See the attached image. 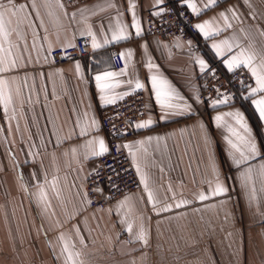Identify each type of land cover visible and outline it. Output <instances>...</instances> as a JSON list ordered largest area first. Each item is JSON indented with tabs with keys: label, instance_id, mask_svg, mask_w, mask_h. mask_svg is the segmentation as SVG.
I'll return each mask as SVG.
<instances>
[{
	"label": "crops",
	"instance_id": "crops-1",
	"mask_svg": "<svg viewBox=\"0 0 264 264\" xmlns=\"http://www.w3.org/2000/svg\"><path fill=\"white\" fill-rule=\"evenodd\" d=\"M167 1L85 0L66 6L60 0H12L11 5L3 0L8 7H25L6 25L8 40H0V56L11 53L18 65L0 74L8 82L4 94L11 97L6 110L0 103V264H264V179L259 169L264 164V120L253 103L264 99V93L249 92L248 107L199 100L211 59L221 61L228 72L246 69L254 80L251 89L256 87L249 68L240 65L230 71L226 63L245 50L256 54L252 66L259 68L264 0H217L215 6L209 0H192L198 15L184 0H174L197 17V24L210 22L217 33L206 38L198 30L203 48L145 36L144 14L160 15ZM133 17L140 25L139 36ZM89 29L100 44L97 49L91 46ZM121 30L127 39L113 40ZM80 37L89 39L91 54L53 66V49L75 45ZM225 40L233 51L222 47L217 55L212 45ZM114 46L123 54L121 69L110 53ZM199 60L207 65L203 71ZM106 72L116 74L105 81L106 94L115 103L136 91L149 96L148 117L140 123L151 124L136 126L126 145L132 146L129 156L136 171L140 168V181L143 176L153 192L155 206L142 183L141 191L106 209L88 206L85 183L100 156L92 155L87 142L102 139L109 149L101 112L115 103L100 99L95 80ZM153 75L175 90L167 102L179 109L160 107ZM137 81L144 87L137 89ZM237 112L261 153L239 167L233 162L239 152L228 143L245 151L233 132L245 134L229 115ZM217 116L222 117L219 123ZM81 128L88 134L81 135ZM248 167L253 169L251 180H242L240 173ZM217 183L226 189L223 194H213ZM201 193L209 198L200 201ZM166 206L169 211L163 210ZM141 227L147 244L136 239Z\"/></svg>",
	"mask_w": 264,
	"mask_h": 264
},
{
	"label": "built area",
	"instance_id": "built-area-1",
	"mask_svg": "<svg viewBox=\"0 0 264 264\" xmlns=\"http://www.w3.org/2000/svg\"><path fill=\"white\" fill-rule=\"evenodd\" d=\"M60 1L70 6L85 0ZM144 15L147 38L189 41L203 48L196 28L197 17L176 1L168 0L160 15ZM110 53L115 67L121 69L123 61L119 48L111 47ZM90 54L89 39L80 37L75 45L53 49L51 57L53 66H60L65 62L80 61ZM253 83L246 69L228 72L221 61L211 59L199 100L214 106L238 103L248 107V95ZM148 100L146 92L136 91L101 112L102 129L109 139V151L97 159L96 169L86 179L85 194L90 209H106L124 197L141 191L140 178L124 145L135 137L136 125L147 119ZM123 239L131 242L128 235H123Z\"/></svg>",
	"mask_w": 264,
	"mask_h": 264
},
{
	"label": "snow or ice",
	"instance_id": "snow-or-ice-1",
	"mask_svg": "<svg viewBox=\"0 0 264 264\" xmlns=\"http://www.w3.org/2000/svg\"><path fill=\"white\" fill-rule=\"evenodd\" d=\"M245 4L248 3V0H244ZM162 3V0H157V4ZM184 3L186 4L187 8H189L194 14H199L196 5L192 2V0H184ZM8 4H12V0H8ZM217 4V0H209V5L215 6ZM25 6L21 5L18 9L15 7H8L3 3V0H0V40L2 41H7L9 37V31L7 29L6 25H10L12 23V17H15L18 11H22ZM60 7H63V5H60ZM131 7L134 8V5H131ZM33 8H35V4H33ZM229 11L233 12V15H235V12L233 9H229ZM221 18H223L227 22V16L224 13H221ZM210 22H204L202 24H197L196 28L207 38L210 35H215L217 34L214 32L212 29L209 27ZM228 27H231L230 24L227 25ZM132 27L136 29V35L139 36L141 34V29L140 25L138 22L135 21V18L133 17V24ZM84 33H82L83 35ZM87 35L92 37V48L97 49L100 47V44L97 43L96 37L91 31V29L88 30ZM261 35H264V32H261ZM113 40H123L127 39V36L124 34L123 30H121L118 34L114 33L113 34ZM107 39L105 40V43H107ZM71 46V45H69ZM213 49L216 50L217 55H221V49L222 47L224 48V51L227 53H231L233 51V45L229 43V41L225 40L222 42V44H213L212 45ZM235 47L239 48L240 45L237 44ZM3 43H0V52H3ZM123 55V54H121ZM129 56H131V53H128ZM255 53L251 52H246L245 50H241L239 53L232 55L226 63V67L231 71L234 68L240 67V65H244L245 67L249 68L251 74L253 77H255L256 80V87L252 88L250 91V96H255L257 92L264 93V53L261 54V63L259 65V68L253 67L252 62L255 59ZM11 53L8 54V57L0 56V74L6 73L8 71L14 70L18 68L17 62L14 59H10ZM200 65L201 71L205 70L207 65L203 60L198 61ZM149 69L152 68L151 63L148 65ZM80 66L79 64L76 65V71L79 73ZM115 73L112 72H106L103 75H96L95 80H96V86L101 92L100 99L105 103V104H112L115 103V97H111L106 94V89L109 87L105 83V81L108 80L109 77L115 76ZM7 80L0 78V103H2L5 107V110L7 109L8 105L11 103V97L6 96L4 94V87L7 85ZM151 84H152V89L156 94V100L157 103L160 105L162 109L164 108H176L179 109V105H174L171 103H168L167 100H170L174 97L175 95V90L171 88V86L168 84V82L162 78H160L157 75H153L151 77ZM135 87L137 89H141L144 87L143 84H141L139 81L136 82ZM163 97V98H162ZM253 103L256 106V110L259 113V117L261 120H264V99H259V100H254ZM181 111L183 109H180ZM229 115L233 116L236 123L239 125V127L243 130L245 135H240L239 133L233 132L234 135L237 136V138L241 141L242 144L245 146V151H241L236 144H234L231 140L228 141V143L231 145L233 149H236V151L239 152V157H233V162L237 167H239L242 164L248 163L250 160L257 158L258 156L261 155V153L257 150V145L254 141L251 139V134L250 130L247 126V124L244 122L243 116L237 112V113H230ZM222 117L217 116L216 121L219 123L221 121ZM151 124V120L137 124L136 126L138 128H145ZM95 126V121L92 122V125L90 127ZM81 135H87L88 134V129L86 128H81ZM140 143H144L141 141ZM98 146V150H97ZM87 147H89L92 151L93 156H102L105 153L109 151V149L105 146V142L102 139H93L89 140L87 142ZM125 148L131 149V145H124ZM73 154H75L76 149H72ZM87 159V156H85ZM135 162V159H134ZM260 169V175L262 179H264V164H261L259 166ZM137 172H140L139 166H137ZM253 169L251 167H248L245 169V171L240 173L241 179L242 180H251ZM141 183L144 185L145 191L148 193V202L153 203L154 202V195L152 191H149L148 189V184L146 179L141 176ZM226 191V189L219 183L216 184V187L213 189V194L214 195H220L223 194ZM199 200L200 201H205L209 197L201 193L199 195ZM254 198V197H253ZM44 194L41 193V200H44ZM90 203V201H89ZM184 204H187V201L183 202ZM153 206L154 203H153ZM180 204H177L176 207H180ZM164 211H169L170 206H166ZM128 233H132V225L129 224L127 228ZM79 233V230L77 229V234ZM63 239V237H61ZM136 239L140 242H143L144 244H147V238L145 235V232L143 230V227H141L138 235L136 236ZM82 244L84 243L83 239L80 241ZM67 250V249H65Z\"/></svg>",
	"mask_w": 264,
	"mask_h": 264
}]
</instances>
